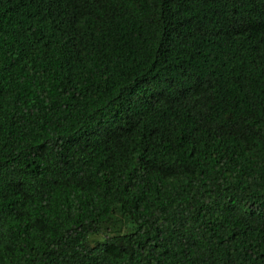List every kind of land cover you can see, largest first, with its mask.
Instances as JSON below:
<instances>
[{
  "label": "trees",
  "instance_id": "trees-1",
  "mask_svg": "<svg viewBox=\"0 0 264 264\" xmlns=\"http://www.w3.org/2000/svg\"><path fill=\"white\" fill-rule=\"evenodd\" d=\"M0 264H264V0H0Z\"/></svg>",
  "mask_w": 264,
  "mask_h": 264
},
{
  "label": "rangeland",
  "instance_id": "rangeland-1",
  "mask_svg": "<svg viewBox=\"0 0 264 264\" xmlns=\"http://www.w3.org/2000/svg\"><path fill=\"white\" fill-rule=\"evenodd\" d=\"M100 236H103V235H100Z\"/></svg>",
  "mask_w": 264,
  "mask_h": 264
}]
</instances>
